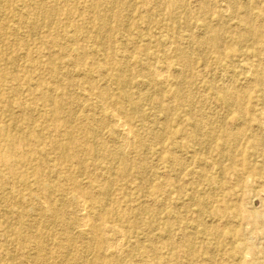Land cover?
I'll use <instances>...</instances> for the list:
<instances>
[{
    "label": "rangeland",
    "instance_id": "rangeland-1",
    "mask_svg": "<svg viewBox=\"0 0 264 264\" xmlns=\"http://www.w3.org/2000/svg\"><path fill=\"white\" fill-rule=\"evenodd\" d=\"M263 122L264 0H0V264H264Z\"/></svg>",
    "mask_w": 264,
    "mask_h": 264
},
{
    "label": "bare ground",
    "instance_id": "bare-ground-1",
    "mask_svg": "<svg viewBox=\"0 0 264 264\" xmlns=\"http://www.w3.org/2000/svg\"><path fill=\"white\" fill-rule=\"evenodd\" d=\"M127 4H128V3H127ZM223 5H224V4H223ZM224 8H225V7H224ZM213 38H214V39H213L214 43L217 44L218 41H219V38H218L217 36H215V37H213ZM168 52H169V51H168ZM26 58H27V57H26ZM156 66H157V65H156ZM160 66H161V65H159V69H158L159 72H160V74H159V72H158V74H159V75H162V74L165 75V71L168 72L167 68L169 69V67H166V68H165L164 66H163V67H162V66L160 67ZM243 66H244V65H243ZM246 66H247V65H245L244 67H246ZM247 67H248V66H247ZM247 67H246V68H247ZM157 68H158V66H157ZM248 71H250V70H248ZM156 72H157V71H156ZM156 72H155V74H156ZM181 73H182V72H181ZM181 73H180V74H181ZM163 75H162V76H163ZM166 75H167V74H166ZM162 76H161V77H162ZM158 77H160V76H158ZM158 77H157V78H158ZM226 88H227V87H226ZM57 89H58V88H57ZM143 89H144V88H143ZM223 89H224V88H223ZM53 100H54V99H53ZM134 110H136V112H137V111L139 112V109H138V106H137V105L135 106V109H134ZM99 113H100V112H99ZM112 113H113V116L110 115V116H112V119H113L112 122H115V124H117V126H119L120 128H122V130H123V126H124V125H123V126H120L121 124H119V122H118V121H119V119H118L119 117L117 116L118 114L116 113L117 115H115L114 112H112ZM192 117H193V116H192ZM14 118H15V117H14ZM95 119H96V118H95ZM110 119H111V117H110ZM117 119H118V120H117ZM120 120H121V119H120ZM263 123H264V122H263ZM123 124H124V123H123ZM126 126H127V125H126ZM126 126H124V128H125ZM127 129H128V128H127ZM127 129H126V131H127ZM123 131H125V130H123ZM123 131H120L119 133L121 134V132H123ZM127 133H130V131L124 132L125 135H127ZM128 135H129V134H128ZM122 136H123V135H122ZM131 136L133 137V134H132ZM125 137H126V136H125ZM125 139H126V138H125ZM131 139H132V138H131ZM124 144H125V143H124ZM124 147H125V145H123V146H121V147L119 148L121 154L124 153V152H123L124 149H125ZM117 148H118V147H117ZM125 150H126V149H125ZM124 155H125V154H124ZM130 160H131V159H130ZM131 163H132V162H131ZM60 169H61V168H60ZM211 169H212V168H211ZM103 184H104V183H103ZM107 188H108V187H107ZM74 199H75V198H74ZM76 199H78V198H76ZM78 204H79V202H78ZM79 206H80V205H79ZM82 206H83V205H82ZM80 208H81V206H80ZM83 208H84V206H83ZM88 209H89V208H88ZM81 210H82V208H81ZM84 210H85V209H84ZM79 211H80V210H79ZM83 212H84V211H83ZM88 214H89V213H88ZM81 216H82V215H81ZM83 217H84V216H83ZM82 220H83V219H82ZM88 221H89V220H88ZM37 222H38V221H37ZM82 222H83V221H82ZM84 222H85V220H84ZM84 222H83V224H84ZM86 222H87V220H86ZM86 224H87V223H86ZM87 225H88V224H87ZM35 226H36V225H35ZM37 226H38V225H37ZM85 226H86V225H85ZM86 227H87V226H86ZM82 228H83V227H82ZM110 228H111V227H110ZM114 228H115V227H114ZM79 229H80V228H79ZM111 230H112V228H111ZM111 230H107V232L110 233V232L113 231V230H112V231H111ZM118 230H119V228H118ZM115 231H116V230H115ZM74 232H75V230H74ZM105 232H106V230L104 229V234L107 235L108 233H105ZM119 232H120V234L122 233V231H120V230H119ZM116 233H118V232H116ZM106 235H105V236H106ZM105 236H104V237H105ZM110 237H111V235H110ZM116 237H117V236H116ZM111 238H114V237H111ZM111 238H109V239H111ZM117 238H118V237H117ZM114 239H116V238H114ZM114 239H113V241H114ZM83 240H84V239H83ZM116 240H120V239H116ZM110 241H111V240H110ZM120 241H121V240H120ZM120 241H118V242H120ZM112 243L114 244V242H112ZM115 243H116V242H115ZM120 243H121V242H120ZM110 244H111V243H110ZM116 244H117V243H116ZM116 244H115V245H116ZM118 245H119V244H117V246H118ZM109 246H110V245H109ZM112 246H113V245H112ZM119 246H120V245H119ZM121 247H122V246H121ZM117 248H118L119 250H121L120 247H116V249H117ZM116 251H117V250H116ZM104 252H106V251H104ZM119 252H120V251H119ZM85 257H86V256H85ZM151 264H152V263H151Z\"/></svg>",
    "mask_w": 264,
    "mask_h": 264
}]
</instances>
